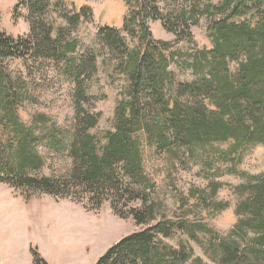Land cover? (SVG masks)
Listing matches in <instances>:
<instances>
[{
  "label": "trees",
  "instance_id": "obj_1",
  "mask_svg": "<svg viewBox=\"0 0 264 264\" xmlns=\"http://www.w3.org/2000/svg\"><path fill=\"white\" fill-rule=\"evenodd\" d=\"M67 2L20 0L19 5L27 8L31 31L28 36L14 37L0 29V61L50 62L74 84L75 117L68 147L72 165L64 175L31 173L43 161L33 149V129L21 125L15 115L22 93L23 98L29 97L28 83L22 82V91L19 81L0 67V114L6 109L9 116L2 117L6 121L4 133L0 132V181L26 199L38 192L81 202L90 210L110 202L118 216H132L138 225H147L118 240L97 264H185L196 254L195 246L209 255L205 247L209 240V245L216 243L218 262L233 264L246 256L244 251L252 254L251 246H264V174L247 173V181L236 187L241 196L236 226L243 231L239 240L218 233L210 239L213 229L207 224L177 220L157 209L155 182L144 165L145 145L166 153L172 162L201 153L239 162L246 146L264 144V0H125V35L110 26L98 33L99 44L110 50L126 78L112 129L101 138L92 132L100 113L88 92L100 54L90 50L78 56L80 41L74 36L81 21L92 20L93 14L89 7L68 11ZM61 9L65 25H58L53 17ZM203 17L209 20L212 46L175 48L193 41L192 27ZM151 21H161L176 39H155ZM132 41L136 42L133 46ZM231 61L238 63L235 72ZM172 64L191 70L193 79L178 80ZM47 118L38 115L36 120L46 122ZM222 186L212 181L211 196ZM205 193L192 191L196 207L213 212L229 207L228 201L209 200ZM180 203L182 208L191 207L188 197ZM248 233L253 236L244 248ZM174 236L177 248L163 243L164 238ZM33 260L48 264L37 251Z\"/></svg>",
  "mask_w": 264,
  "mask_h": 264
},
{
  "label": "rangeland",
  "instance_id": "obj_2",
  "mask_svg": "<svg viewBox=\"0 0 264 264\" xmlns=\"http://www.w3.org/2000/svg\"><path fill=\"white\" fill-rule=\"evenodd\" d=\"M58 1L61 0H52V3ZM19 3L20 0H0V29L14 37L28 36L31 31L27 8ZM67 7L68 11L83 7L92 10L93 19L84 18L74 36L80 41L78 56L90 50L100 54L97 73L90 81L88 92L93 97L96 111L100 113V121L92 132L101 138L106 130L112 129L114 110L119 93L126 85V78L117 69V62L109 54L110 50L99 44L98 33L101 27L110 26L125 35L122 28L127 6L125 0H68ZM61 14H64L62 9L53 17L58 25H65ZM149 25L155 39H176L161 21H151ZM208 25L209 20L201 18L192 27L193 41H183L175 48L190 50L194 46L211 47ZM135 44V41L131 42V46ZM41 63L23 59L1 60L0 67L19 81L22 91V82L28 83L29 97L23 98L22 93V103L16 105L15 115L21 125L33 129V140H36L33 149L43 161V165L31 173L40 176L64 175L72 165L68 147L75 117L72 98L74 84L57 72L50 62ZM237 68L238 63L231 61V71L235 72ZM171 69L180 81H191L194 77L191 70H183L174 64ZM38 115H46L48 121L36 120ZM2 117H9L6 109L0 114V132L4 133L2 123L6 120H2ZM144 147L145 170L155 182L153 197L158 203L157 209L177 220L187 218L207 224V228L213 229L210 239L218 233L228 240H239L243 231L236 226L240 219L236 206L241 199L236 187L247 181L244 176L247 173L264 174V144L246 146L239 162L207 158L204 153L172 162L166 153H158L147 145ZM225 147L227 145H222V148ZM212 181L223 183L215 196H211ZM195 189L206 190L209 200L228 201L230 205L215 212L200 209L195 205L196 198L192 197ZM182 197H188L190 208L181 207ZM145 227L147 225H138L132 216L123 218L115 214L110 202L90 210L81 202L38 192L26 199L19 190L0 181V264H34L35 251L48 264H97L99 258L118 240ZM252 236V233H248L243 240L244 248ZM175 237L164 238L163 243L177 248ZM210 241L205 246L209 249V255L195 246L196 254L185 264H221L216 256L219 254L216 243L209 245ZM249 250L253 251L252 254L244 251L246 256L238 258L233 264H264V256L261 257L264 246H251ZM255 253L258 257L254 256Z\"/></svg>",
  "mask_w": 264,
  "mask_h": 264
}]
</instances>
